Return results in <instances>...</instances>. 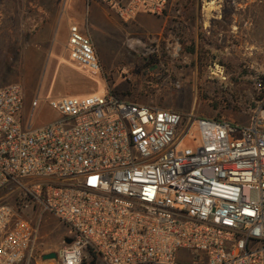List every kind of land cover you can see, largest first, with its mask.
Masks as SVG:
<instances>
[{"label": "built area", "instance_id": "built-area-1", "mask_svg": "<svg viewBox=\"0 0 264 264\" xmlns=\"http://www.w3.org/2000/svg\"><path fill=\"white\" fill-rule=\"evenodd\" d=\"M95 1L126 23L143 8L163 16L170 2ZM68 50L103 72L77 25ZM181 51V41L168 43L172 58ZM252 80L263 93V67ZM23 104L20 84L0 88V193L18 186L19 211L40 206L70 229L59 264H190L178 262L181 250L193 264H264V99L245 127L127 102L111 89L50 100L62 118L39 128L33 114L23 121ZM194 124L198 148L179 149ZM37 241L36 226L0 204V264L29 261Z\"/></svg>", "mask_w": 264, "mask_h": 264}, {"label": "rangeland", "instance_id": "rangeland-1", "mask_svg": "<svg viewBox=\"0 0 264 264\" xmlns=\"http://www.w3.org/2000/svg\"><path fill=\"white\" fill-rule=\"evenodd\" d=\"M74 1L0 0V87L12 83L23 87V121L33 114L36 128L61 119L49 101L71 95L56 90L53 58L39 71L32 68L26 75L19 55L35 38L54 36V42L62 47L63 64L85 70L90 82H95L91 94L111 89L127 102L193 113L199 118L222 117L237 127L253 124L257 102L264 95L257 92L252 80L254 69L264 68V0H170L165 15L157 16L143 8L128 23L97 1L85 0V32L104 65L102 73L81 67L64 47L61 31L70 11L75 10ZM191 39L195 40L194 53L185 52L182 46L183 41L190 45ZM132 41L144 50L131 47ZM177 41H181L182 51L172 58L167 46ZM147 48L152 52H146ZM153 52L158 54L154 62L150 61ZM75 84L82 85L79 80ZM182 138L179 149L198 148L197 125ZM19 195L18 186H9L0 193V204L13 207L17 215L37 228L39 247L28 264H59L44 260L43 255L55 252L72 232L40 206L19 211ZM193 261L187 251H179L178 262Z\"/></svg>", "mask_w": 264, "mask_h": 264}, {"label": "crops", "instance_id": "crops-1", "mask_svg": "<svg viewBox=\"0 0 264 264\" xmlns=\"http://www.w3.org/2000/svg\"><path fill=\"white\" fill-rule=\"evenodd\" d=\"M74 2H75V7H74L75 10L73 9L74 11H70V16H67L66 24L63 26L62 31H61L62 33L61 37L65 38L64 47L66 48L68 52H69L68 35H69V29L72 25H77L84 34H87L85 32V24H84L85 23V6L83 4L85 0H80V3H78L76 0ZM71 16H74L73 19H71ZM217 21L218 19L215 20V22ZM54 38H55L54 36L52 38H45V39L35 38L33 41H31L30 43H27L23 47V50L21 51L19 55H20L22 64L25 66L26 75L29 74L30 71H32V68H34L36 72L39 71L40 67L43 64H45L46 60L48 61L49 58L50 59L53 58L52 79H54V84L58 92H62L63 94H71L68 96H87L93 93L96 87L95 82L93 81L90 82V77L87 75L85 70L83 71L76 70L70 66L63 64L64 56L61 54L62 47L58 45L56 41L54 42ZM101 64L103 67L104 65L102 62ZM103 71H104V67H103ZM78 80L79 82H81L82 84L81 86H77L75 84V81L77 82ZM1 87H4V86H1ZM50 123H53V121H51ZM36 128H39V127H36ZM48 253H50V251ZM28 262L29 261L24 262L22 264H28Z\"/></svg>", "mask_w": 264, "mask_h": 264}, {"label": "trees", "instance_id": "trees-1", "mask_svg": "<svg viewBox=\"0 0 264 264\" xmlns=\"http://www.w3.org/2000/svg\"><path fill=\"white\" fill-rule=\"evenodd\" d=\"M191 44L190 45H188L187 44V42H185V41H183V43H182V46H183V50H185V52L187 51L188 53H194L195 52V43H194V41L195 40H193V39H191ZM155 52H156V49H153ZM156 57H158V54L157 53H155V54H153V56H152V58H151V60L150 61H155L156 60ZM261 99H259V100H262V99H264V95H262L261 97H260ZM217 105H215V107H216ZM218 119H222V117H219Z\"/></svg>", "mask_w": 264, "mask_h": 264}, {"label": "water", "instance_id": "water-1", "mask_svg": "<svg viewBox=\"0 0 264 264\" xmlns=\"http://www.w3.org/2000/svg\"><path fill=\"white\" fill-rule=\"evenodd\" d=\"M65 242L66 243H71L72 242V239L67 238V239H65ZM43 259L44 260H56L57 259V254H56V252L47 253V254H45L43 256Z\"/></svg>", "mask_w": 264, "mask_h": 264}, {"label": "bare ground", "instance_id": "bare-ground-1", "mask_svg": "<svg viewBox=\"0 0 264 264\" xmlns=\"http://www.w3.org/2000/svg\"><path fill=\"white\" fill-rule=\"evenodd\" d=\"M208 5V4H207ZM218 71V70H217Z\"/></svg>", "mask_w": 264, "mask_h": 264}, {"label": "flooded vegetation", "instance_id": "flooded-vegetation-1", "mask_svg": "<svg viewBox=\"0 0 264 264\" xmlns=\"http://www.w3.org/2000/svg\"><path fill=\"white\" fill-rule=\"evenodd\" d=\"M56 261V260H55Z\"/></svg>", "mask_w": 264, "mask_h": 264}]
</instances>
